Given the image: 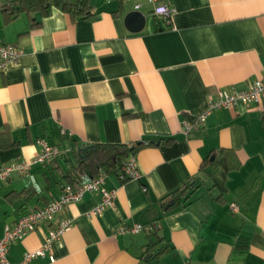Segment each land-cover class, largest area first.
Segmentation results:
<instances>
[{"label":"crops","instance_id":"0c3cea01","mask_svg":"<svg viewBox=\"0 0 264 264\" xmlns=\"http://www.w3.org/2000/svg\"><path fill=\"white\" fill-rule=\"evenodd\" d=\"M83 1L89 16L52 7L11 19L0 0V44L23 52L0 73V167L31 160L40 138L70 151L0 183V238L59 198L75 150L136 146L140 178L104 174L114 205L95 214L102 196L91 193L65 207L57 219L72 224L52 244L54 261L31 264H264V99L183 132L208 102L262 78L264 0ZM162 5L168 26L153 15ZM132 11L145 16L139 33L124 23ZM189 183L192 194L172 201ZM132 224H156L165 251L149 260L144 231L114 236ZM48 231L12 243L8 260L37 250Z\"/></svg>","mask_w":264,"mask_h":264},{"label":"built area","instance_id":"2783aa9c","mask_svg":"<svg viewBox=\"0 0 264 264\" xmlns=\"http://www.w3.org/2000/svg\"><path fill=\"white\" fill-rule=\"evenodd\" d=\"M153 15L161 18L168 26L171 21L172 11L168 6L162 5L154 8ZM22 54L23 52L14 45L0 44V73L4 72L10 65L17 63ZM263 99L264 68L262 70V78L254 81L245 91L223 94L218 99L208 102L199 115L192 118L191 121L183 123V132L187 135L201 129L205 125L207 117L216 110L233 108L239 101L254 103ZM37 145L40 150L31 160L12 161L0 167V183H6L13 175L17 177L26 176L32 165L48 164L63 154V151L56 146L50 145L45 139H38ZM104 178V174H99L94 178L84 175L79 183L65 185L59 198L49 202L44 208L34 210L19 219L16 223L6 226L3 236L0 238V264H31L35 258H43L46 255L53 262L54 259L51 255L52 244L72 224L68 218L57 219L65 207L70 204L79 203L87 194L91 193H100L102 196V202L96 208L95 214H99L106 208L114 205L116 193L102 188ZM119 178L124 182L140 178L135 156L130 155L123 162ZM231 211L236 212L237 208L231 205ZM42 225L49 227L43 244L37 250L25 253L19 262L11 263L7 258L10 245ZM143 230L144 227L140 224L120 225L115 229L114 236L135 235L143 232Z\"/></svg>","mask_w":264,"mask_h":264},{"label":"trees","instance_id":"16d2710c","mask_svg":"<svg viewBox=\"0 0 264 264\" xmlns=\"http://www.w3.org/2000/svg\"><path fill=\"white\" fill-rule=\"evenodd\" d=\"M84 5L83 0L78 1V3H73L72 0H5L2 9L9 18L14 19L21 13H39L44 16L49 13L52 7L73 14H85ZM89 15L90 13L87 12L84 16ZM82 149L75 150L74 159L68 160L71 168L65 176L67 179L65 185L79 183L84 175L94 178L99 174L118 171L120 173L123 162L132 155L136 146L128 148L120 145H98L91 150L82 151ZM69 153L63 152L62 156H66ZM65 185L62 186V189ZM194 188L195 183L186 184L181 190H176L172 194V201L178 203L181 197L187 198V196L192 194ZM143 227V231L147 233L149 238L147 250L149 251L150 260L153 256L162 254L165 248L162 244V239L156 235V224ZM155 248L156 252L153 254L151 250Z\"/></svg>","mask_w":264,"mask_h":264},{"label":"water","instance_id":"95a60500","mask_svg":"<svg viewBox=\"0 0 264 264\" xmlns=\"http://www.w3.org/2000/svg\"><path fill=\"white\" fill-rule=\"evenodd\" d=\"M125 26L132 33H139L143 30L145 26V16L140 12L132 11L128 13L124 20ZM95 146L90 145L82 149V151H87L93 149Z\"/></svg>","mask_w":264,"mask_h":264}]
</instances>
